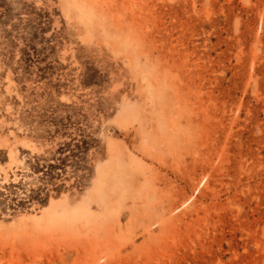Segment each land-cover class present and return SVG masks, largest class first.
Instances as JSON below:
<instances>
[{"label": "rangeland", "instance_id": "obj_1", "mask_svg": "<svg viewBox=\"0 0 264 264\" xmlns=\"http://www.w3.org/2000/svg\"><path fill=\"white\" fill-rule=\"evenodd\" d=\"M0 264H264V0H0Z\"/></svg>", "mask_w": 264, "mask_h": 264}, {"label": "bare ground", "instance_id": "obj_2", "mask_svg": "<svg viewBox=\"0 0 264 264\" xmlns=\"http://www.w3.org/2000/svg\"><path fill=\"white\" fill-rule=\"evenodd\" d=\"M3 175H6V174L3 172ZM4 180L6 181V178H4Z\"/></svg>", "mask_w": 264, "mask_h": 264}]
</instances>
